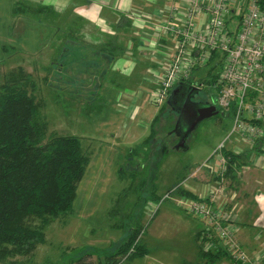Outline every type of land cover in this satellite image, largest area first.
I'll return each instance as SVG.
<instances>
[{
  "label": "crops",
  "instance_id": "1",
  "mask_svg": "<svg viewBox=\"0 0 264 264\" xmlns=\"http://www.w3.org/2000/svg\"><path fill=\"white\" fill-rule=\"evenodd\" d=\"M18 3L50 8L51 11L15 19L13 8ZM177 4L176 0H0V63L15 55L46 59L56 66L63 60L64 67L67 66L65 80L89 83L86 96L95 87L106 101L100 115L83 116L81 121L89 131L79 137L94 152L78 186L73 214L55 221H60L57 228L60 233L63 230L64 243L59 242V246L64 248L51 264H65L64 257L70 261L78 254H92L104 260L109 251L116 250L124 239L121 231L111 228L102 211L109 208L107 196L122 165L123 146L147 136L154 119L160 114V110L154 108L157 107L154 104L156 82L177 50L175 40L165 32V27L172 21L169 10ZM181 10L185 11V6ZM5 47L15 52L7 54ZM228 146L236 155L245 156L236 176L238 179L241 172L246 173L247 178L244 174L242 176L245 185L253 188L252 192L244 191L240 199H230L223 205L228 212L234 211L239 217V241L247 252L254 253L264 250V153L259 155L257 166L251 155L260 147L255 149L248 144L235 145L233 142ZM186 180L179 184L180 187L197 199L213 195L210 192L207 196L209 190L205 192L203 189L196 194L193 186L184 184ZM182 198L174 196L169 200L173 204L165 210H156L149 218H153L151 226L156 224L142 239L150 252L153 250L149 245L151 239L156 238L152 243L154 246L157 240L176 237L183 230V224L190 221L183 215L193 217L178 205ZM55 222L46 228L48 232L45 231V241L40 246L51 244L48 233ZM204 229L195 230L196 257L188 259L185 264L200 263L197 237ZM141 260L122 264H140Z\"/></svg>",
  "mask_w": 264,
  "mask_h": 264
},
{
  "label": "trees",
  "instance_id": "2",
  "mask_svg": "<svg viewBox=\"0 0 264 264\" xmlns=\"http://www.w3.org/2000/svg\"><path fill=\"white\" fill-rule=\"evenodd\" d=\"M50 11V8L18 3L14 5L13 15L17 19L22 16L35 17ZM4 52L9 54L15 50L5 47ZM217 67L220 71L221 65ZM219 71L215 74L209 72L202 81L208 86L206 90L215 89ZM67 82L76 90L68 93L71 98H80L85 82L76 79ZM181 83L191 86L190 81ZM96 90L95 87L90 90L92 93L83 102L82 114L85 117L98 116L106 107V101ZM37 91L35 81L22 67L10 73L6 82L0 86V261L11 256L32 255L44 243L46 228L59 217L73 214L78 186L94 152L91 146L84 145V139L79 136L49 132V122L43 112L46 104L44 100L38 99ZM206 95L204 101L208 99ZM167 107V104L161 107L143 145L146 146L156 137L158 123ZM135 152L131 150L130 154ZM223 155L228 163L226 178L236 180V171L242 166L245 156L236 155L231 150H224ZM117 177L122 182L132 180L131 184L123 188L115 205L102 211V216L112 229L124 234L123 241L104 260L100 258L95 263L94 255L85 254L71 264H122L150 254L142 238L153 218L144 223L143 214H139L136 219V211L133 214L125 209L129 194L139 188L133 186L134 173L120 166ZM172 194L197 200L192 193L181 187H176ZM162 200L160 196H155V202ZM35 221L39 224L33 225ZM202 233L198 234L197 240ZM199 249V264H214L228 259L224 251H207L200 244Z\"/></svg>",
  "mask_w": 264,
  "mask_h": 264
},
{
  "label": "rangeland",
  "instance_id": "3",
  "mask_svg": "<svg viewBox=\"0 0 264 264\" xmlns=\"http://www.w3.org/2000/svg\"><path fill=\"white\" fill-rule=\"evenodd\" d=\"M218 58L219 56L207 68H203L198 73H195L196 80H204L209 72L213 71V74L217 73L219 71V67H217L219 62ZM64 63L65 62L62 60V62L56 66L53 63L50 64L46 59L42 61L41 59L15 55L6 62L0 63V86L6 82L10 73L17 72L20 67L24 68L26 73L31 76L38 87V91L36 92L38 99L45 101L46 106L43 112L49 122V132H55L61 135L83 136L89 129L87 125L84 128L83 123H81L84 116L81 110L84 100H87L85 91L90 85L87 83L82 87L80 98H71V95L68 93L76 92V90L70 82H67L69 79H64V72L67 71V66L64 67ZM206 91H208L209 94H207ZM216 92L214 88L205 90L199 94L200 96L198 95L196 101H204L203 98L207 94V98L210 99L212 103L216 104ZM59 94H61V96ZM155 106H157L154 107L155 111H159L161 106ZM177 120V114L167 107L162 114L161 121L158 123L157 135L151 142L146 146L143 145V141L150 134L149 131L147 136H144L142 140H136L134 144L123 146L124 151L121 166H123L125 170L132 172V174L134 173L133 186L137 188L139 186L137 191L134 190V192L132 191L129 194L125 209L129 212L132 211L133 214L136 211V219L139 218V214H143L144 223L147 221L149 222V218L154 212L160 210V208L165 210L169 204H173V201L155 202V196H157V198L159 196L164 198L167 193L175 190L176 187H180L179 184H181L184 179H187L184 184L187 183L193 186L196 194L202 189L205 190V192L209 190L207 196L210 195V192L211 194L213 193L218 206H224V202H230V199H240L244 191L246 193L252 192L253 187L246 186L245 177H242L243 174L246 176V173L241 172L237 180H232L231 178L217 179L219 171H214L216 169L213 166L217 164V155L215 154L218 149L224 146L226 149L230 150L228 144L233 128V119L231 117L223 116L219 112L217 116L202 121L192 132L187 141L188 150H175V146L179 141L177 135L174 134ZM132 149L136 152L130 154ZM125 152L127 153L125 154ZM212 158L215 161L210 164V168H206L209 164L208 162ZM255 164L259 166V162L255 161ZM199 168L204 170L197 172ZM114 178L116 183L112 185V190L107 196V207H110L112 203L115 205L118 199L117 197L123 188L125 186L129 187L132 181H121L120 184L117 174ZM241 182H244L243 184L245 186L241 184ZM212 187H215L214 190H212ZM116 188H118V191ZM217 191H219V193H217ZM107 210L108 209L104 211ZM183 216L190 221L188 224H183L181 233L176 237H165L161 241L157 240L154 246L152 243L156 238L151 239L149 245L152 246V253L150 252V256L148 255L142 258L140 264H185V261L192 260V257H196L197 246L195 244L194 233L197 228H206V224L195 217H189L188 215ZM59 222H55L50 227L48 233V239L51 242L50 245H39L37 251L33 252L32 255L11 256L0 261V264L54 263L57 259L55 255H58V252L64 248L59 246V242L62 244L64 243V234H61L63 230H61L60 233V229L57 228L61 225ZM38 224V221L33 223V225ZM151 224L152 222L147 227L146 232H148L149 229V232H152L156 223L153 224V226H151ZM46 232L48 231L46 230ZM146 235L144 236L145 238ZM197 242L199 246V239ZM114 252L115 250H110L108 255ZM260 252L261 250H256L254 253L248 252V254L249 256H255L260 254ZM77 256H74L70 261L64 257L65 264H71L81 257V254ZM163 257H165V259ZM98 259L100 260L98 256L93 257L95 263L98 262ZM214 264L232 263L227 259H222L219 262H214Z\"/></svg>",
  "mask_w": 264,
  "mask_h": 264
},
{
  "label": "built area",
  "instance_id": "4",
  "mask_svg": "<svg viewBox=\"0 0 264 264\" xmlns=\"http://www.w3.org/2000/svg\"><path fill=\"white\" fill-rule=\"evenodd\" d=\"M176 4L169 10L172 21L165 32L175 40L177 50L156 82L154 104H167L182 81L206 90L194 72L207 68L219 56L214 106L223 116L233 119L229 143L260 147L251 155L258 162L264 153V0H176ZM184 6L186 10L182 12ZM224 150L228 149L221 146L215 154L217 179L226 178L228 171ZM214 161L212 158L206 168ZM201 170L204 169L197 172ZM175 190L167 193L162 202L172 200ZM178 205L206 224L199 238L205 250L224 251L232 264H264V250L249 256L239 241V217L225 206H218L214 195L197 200L182 198Z\"/></svg>",
  "mask_w": 264,
  "mask_h": 264
},
{
  "label": "water",
  "instance_id": "5",
  "mask_svg": "<svg viewBox=\"0 0 264 264\" xmlns=\"http://www.w3.org/2000/svg\"><path fill=\"white\" fill-rule=\"evenodd\" d=\"M200 90L181 83L172 92L167 106L178 115L174 134L179 139L175 150H188L187 141L198 125L207 119L215 117L219 111L209 103L196 102Z\"/></svg>",
  "mask_w": 264,
  "mask_h": 264
},
{
  "label": "flooded vegetation",
  "instance_id": "6",
  "mask_svg": "<svg viewBox=\"0 0 264 264\" xmlns=\"http://www.w3.org/2000/svg\"><path fill=\"white\" fill-rule=\"evenodd\" d=\"M175 90V89H174ZM198 97V96H197ZM197 97L195 98V100L197 99ZM168 102V101H167ZM196 102H198V101H196ZM202 103H209V104H212V102L210 101V100H208V99H206L204 102H202ZM213 105V104H212ZM214 106V105H213ZM178 116V115H177ZM178 121V120H177ZM177 123V122H176ZM176 126V125H175ZM174 130H175V128H174Z\"/></svg>",
  "mask_w": 264,
  "mask_h": 264
}]
</instances>
